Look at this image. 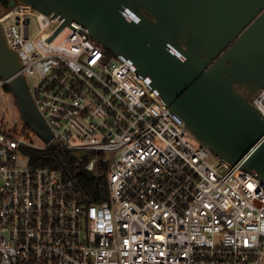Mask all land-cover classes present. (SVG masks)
I'll return each instance as SVG.
<instances>
[{
	"label": "built area",
	"instance_id": "obj_1",
	"mask_svg": "<svg viewBox=\"0 0 264 264\" xmlns=\"http://www.w3.org/2000/svg\"><path fill=\"white\" fill-rule=\"evenodd\" d=\"M63 22L23 3L0 15L55 151L105 178L108 199L87 205L62 168L30 163L50 143L0 128V264H264V180L199 143L82 24L53 38ZM253 104L264 117V89Z\"/></svg>",
	"mask_w": 264,
	"mask_h": 264
},
{
	"label": "water",
	"instance_id": "obj_2",
	"mask_svg": "<svg viewBox=\"0 0 264 264\" xmlns=\"http://www.w3.org/2000/svg\"><path fill=\"white\" fill-rule=\"evenodd\" d=\"M16 3L64 19L53 38L74 21L82 24L152 81L199 143L264 180V117L253 104L264 89V0H10ZM21 68L0 24V77L11 79L27 127L50 143L71 178L25 77H14Z\"/></svg>",
	"mask_w": 264,
	"mask_h": 264
},
{
	"label": "trees",
	"instance_id": "obj_3",
	"mask_svg": "<svg viewBox=\"0 0 264 264\" xmlns=\"http://www.w3.org/2000/svg\"><path fill=\"white\" fill-rule=\"evenodd\" d=\"M4 8L9 7L10 0H0ZM10 92V88H6ZM28 128V127H26ZM30 129V128H28ZM30 163L34 166H53L61 169L60 163L52 151L28 150ZM71 177L79 184L91 203H102L108 199L107 181L84 170V165L76 160L70 152H59ZM68 179V177H67Z\"/></svg>",
	"mask_w": 264,
	"mask_h": 264
},
{
	"label": "rangeland",
	"instance_id": "obj_4",
	"mask_svg": "<svg viewBox=\"0 0 264 264\" xmlns=\"http://www.w3.org/2000/svg\"><path fill=\"white\" fill-rule=\"evenodd\" d=\"M30 29L31 37H36L39 29L35 17H31ZM26 127L27 125L21 116L19 104L14 94L11 91L0 89V128L16 132L24 130ZM33 140L39 145H44L45 143L37 137H33Z\"/></svg>",
	"mask_w": 264,
	"mask_h": 264
}]
</instances>
